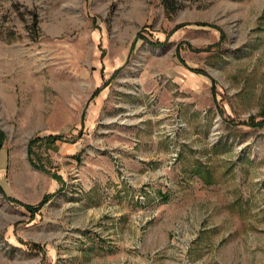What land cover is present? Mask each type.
<instances>
[{
  "label": "rangeland",
  "instance_id": "obj_1",
  "mask_svg": "<svg viewBox=\"0 0 264 264\" xmlns=\"http://www.w3.org/2000/svg\"><path fill=\"white\" fill-rule=\"evenodd\" d=\"M162 3L0 0V264H264V0Z\"/></svg>",
  "mask_w": 264,
  "mask_h": 264
},
{
  "label": "trees",
  "instance_id": "obj_2",
  "mask_svg": "<svg viewBox=\"0 0 264 264\" xmlns=\"http://www.w3.org/2000/svg\"><path fill=\"white\" fill-rule=\"evenodd\" d=\"M161 3L164 2V4L162 3V6L164 7V11L167 15H172L174 13L175 10L172 9V7H170L171 5H169L167 3V1L169 0H160ZM0 150H1V147H0ZM49 198V197H48ZM48 198H45L41 204L38 206V207H34V208H28V210L30 212H37L43 205H45L47 202H48Z\"/></svg>",
  "mask_w": 264,
  "mask_h": 264
}]
</instances>
